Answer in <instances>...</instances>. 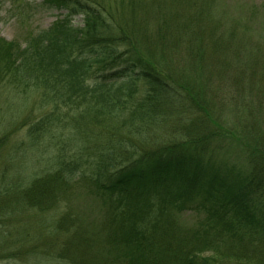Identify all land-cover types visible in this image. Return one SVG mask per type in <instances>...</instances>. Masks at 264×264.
Segmentation results:
<instances>
[{
  "label": "trees",
  "instance_id": "1",
  "mask_svg": "<svg viewBox=\"0 0 264 264\" xmlns=\"http://www.w3.org/2000/svg\"><path fill=\"white\" fill-rule=\"evenodd\" d=\"M167 1L180 9L155 20L170 32L155 40L130 12L142 0H10L20 23L61 13L0 37V261L264 264V105L244 75L255 71L227 73L240 127L212 121L233 119L231 102L182 72L203 50L218 66L225 53L219 29L197 38L211 0ZM219 124L242 143L221 147Z\"/></svg>",
  "mask_w": 264,
  "mask_h": 264
},
{
  "label": "rangeland",
  "instance_id": "2",
  "mask_svg": "<svg viewBox=\"0 0 264 264\" xmlns=\"http://www.w3.org/2000/svg\"><path fill=\"white\" fill-rule=\"evenodd\" d=\"M25 1L33 6L41 4V0ZM206 4L208 7V16L213 24L208 23L207 21H205L204 24L201 22L200 26L203 24V29L197 30L196 34L197 38L201 36L207 37L213 32L210 30L211 27L219 29L218 36L223 39L222 43L225 44L224 58H221L220 65L218 66L213 63L211 61V56L208 53H205L204 50L200 55H195L192 59L187 61V64L189 65L187 68L182 67L179 63L180 59H184V57L181 56L182 52L180 50L177 52L175 51V54H170L169 59L173 62L174 67H182V72L191 69L201 76L195 86L199 91L204 93L206 98L209 97V101L210 96H212V88L216 86L214 91L231 102L229 111L234 109L235 114H232L234 117L231 119L225 115L226 113L223 109L220 115L215 112L211 120L215 121L217 124H222L223 121L232 122L233 125L236 123L237 128L239 126L237 123H239L241 113H238L237 103L234 97H232L233 84L237 77H233L236 73L231 77H228L227 73L229 70H233L234 68L239 71L243 69L244 64L245 69L248 68L250 71H255L252 72L253 77H248L250 74L248 70L246 71L248 74L243 73L247 76V82L252 83L253 86H258L257 89L256 87L251 89V92L254 94H252L248 101L256 110L258 106L261 107V105H264V89H261L264 88V0H211L210 2H206ZM123 5V8H126V4ZM10 6H12L10 0H0V37L6 41L19 39L25 29H45L49 27L61 13L53 10H40L39 12H36L30 22L20 23L18 19L12 17L14 16V12L11 11ZM159 8L165 10L163 15L159 13ZM202 8L204 9V7ZM174 11L176 10L173 9V4L167 0H164V2L161 0H142V4L136 3L134 8L130 10V12L137 16L133 15L135 26L138 28L140 27L142 30L146 29L148 34L155 40H159L161 37L164 38V32L170 33L167 30V26L156 24L155 20L157 22L159 20L160 22L163 17H167L169 22L171 20L174 23L173 16L177 13L174 14ZM145 15H150L151 19H147ZM137 21L142 22V25L141 23L139 25ZM139 39L141 40V38ZM155 40L154 46L160 48L157 50V53H163V50L161 49L162 43L159 41L155 42ZM140 45L143 46V43H140ZM239 51L243 53V56ZM222 52L223 51L221 50V53ZM164 53L167 54L168 52ZM241 59L243 62L237 63V61ZM202 70L204 71L203 73ZM242 78L245 79V77ZM207 84L210 85L208 86ZM250 112L254 113L252 110H250ZM223 115L225 116L222 118ZM219 118L221 120L217 122L216 119ZM220 126L223 130L221 133V139L219 140V142L221 141V147L223 146L228 151L231 146H237V143H242L234 137V135L237 136L235 131L238 129H234L233 132L231 131L232 135L230 132L227 134L226 132L228 131H225L227 129L222 125ZM239 151H241V149H237V152ZM241 154L242 152L239 153V155ZM239 155H237V158ZM241 159L242 157L240 158V161ZM33 160H37L36 157ZM189 213L190 212H187L182 214L181 217H178L181 224L185 227L193 223V218ZM46 236H48L47 231H45V233L40 229L39 231H36L34 237L36 243L34 245L43 249L45 245L42 246V241H37L39 238H42L44 241ZM0 264L10 263L0 261ZM23 264L57 263H52L44 258L33 257L27 259Z\"/></svg>",
  "mask_w": 264,
  "mask_h": 264
}]
</instances>
